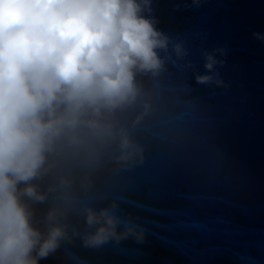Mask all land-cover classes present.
<instances>
[{"label":"water","instance_id":"95a60500","mask_svg":"<svg viewBox=\"0 0 264 264\" xmlns=\"http://www.w3.org/2000/svg\"><path fill=\"white\" fill-rule=\"evenodd\" d=\"M152 9L171 41L161 56L171 59L158 77L138 76L142 94L119 116L143 146V161L118 165L105 155L86 170L62 160L36 183L46 191L68 175L69 199L53 192L33 205L41 229L60 204L83 232L81 203L115 202L144 238L91 249L73 236L40 264H264V40L254 36H264V0H152ZM175 44L188 55L177 57ZM205 53L222 62L214 68L219 85L196 83L197 75L213 74Z\"/></svg>","mask_w":264,"mask_h":264},{"label":"clouds","instance_id":"9594fccd","mask_svg":"<svg viewBox=\"0 0 264 264\" xmlns=\"http://www.w3.org/2000/svg\"><path fill=\"white\" fill-rule=\"evenodd\" d=\"M152 11V0H0V264H40L73 236L91 249L143 240L115 202L81 203L83 232L67 222L69 209L60 204L48 210L41 229L33 205L53 192L69 199L68 175H58L46 191L36 183L62 160L76 159L86 170L105 155L118 165L137 156L143 161V146L119 116L142 94L138 76L158 77L171 59L161 56L171 41ZM174 52L188 55L181 44ZM218 63L205 53L204 67L213 74L197 75L196 83L221 84ZM90 176L82 187H91Z\"/></svg>","mask_w":264,"mask_h":264}]
</instances>
